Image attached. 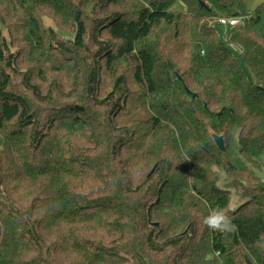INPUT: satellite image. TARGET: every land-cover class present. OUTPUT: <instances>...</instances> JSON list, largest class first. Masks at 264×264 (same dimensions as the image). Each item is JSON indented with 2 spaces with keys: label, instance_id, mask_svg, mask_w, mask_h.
Listing matches in <instances>:
<instances>
[{
  "label": "trees",
  "instance_id": "1",
  "mask_svg": "<svg viewBox=\"0 0 264 264\" xmlns=\"http://www.w3.org/2000/svg\"><path fill=\"white\" fill-rule=\"evenodd\" d=\"M248 2L0 0V264H264ZM221 208L230 232L203 223Z\"/></svg>",
  "mask_w": 264,
  "mask_h": 264
},
{
  "label": "rangeland",
  "instance_id": "2",
  "mask_svg": "<svg viewBox=\"0 0 264 264\" xmlns=\"http://www.w3.org/2000/svg\"><path fill=\"white\" fill-rule=\"evenodd\" d=\"M263 3H264V0H249V2H248V10L250 12H254L255 9L258 6L262 5ZM46 25L49 26V27H52V28L56 29L55 26H54V24L50 20H47L46 21ZM257 30H258V32L261 35L264 34V20L259 24V26L257 27ZM237 131L238 130L236 129L235 130V135H236ZM231 150H232V153L233 154L234 153H235V155L237 154V142H236V140L232 144ZM258 173H259V176H261L262 178H264V164H263L262 170L260 172H258ZM219 177H220V181H219L220 185L222 187H225V188L230 189V191L232 193V203H231V207H232V209H236L243 202V200L238 196L236 190L229 186V184H228L229 182H228L227 176H226V174L223 171L220 173Z\"/></svg>",
  "mask_w": 264,
  "mask_h": 264
},
{
  "label": "clouds",
  "instance_id": "3",
  "mask_svg": "<svg viewBox=\"0 0 264 264\" xmlns=\"http://www.w3.org/2000/svg\"><path fill=\"white\" fill-rule=\"evenodd\" d=\"M203 223L213 231L230 232L235 228L232 218L226 208L213 210L204 218Z\"/></svg>",
  "mask_w": 264,
  "mask_h": 264
},
{
  "label": "water",
  "instance_id": "4",
  "mask_svg": "<svg viewBox=\"0 0 264 264\" xmlns=\"http://www.w3.org/2000/svg\"><path fill=\"white\" fill-rule=\"evenodd\" d=\"M223 42H224V39L222 38L221 39ZM232 52H234L240 66L242 67L243 69V72L245 74H247V76L249 77V79L251 80L250 76H249V73H248V70L247 68L244 66L243 64V60L239 54V52L237 50H235L233 47H228ZM215 141H216V144L217 146L219 147V149L222 151V152H226V145H225V142H224V139L222 137H219V136H215Z\"/></svg>",
  "mask_w": 264,
  "mask_h": 264
},
{
  "label": "built area",
  "instance_id": "5",
  "mask_svg": "<svg viewBox=\"0 0 264 264\" xmlns=\"http://www.w3.org/2000/svg\"><path fill=\"white\" fill-rule=\"evenodd\" d=\"M244 22H245V18H231V19H220L218 21V24L221 26V27H236V26H240V25H244Z\"/></svg>",
  "mask_w": 264,
  "mask_h": 264
}]
</instances>
